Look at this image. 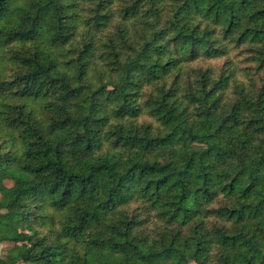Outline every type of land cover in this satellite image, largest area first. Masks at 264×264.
Listing matches in <instances>:
<instances>
[{"label":"trees","instance_id":"obj_1","mask_svg":"<svg viewBox=\"0 0 264 264\" xmlns=\"http://www.w3.org/2000/svg\"><path fill=\"white\" fill-rule=\"evenodd\" d=\"M7 264H264V0H0Z\"/></svg>","mask_w":264,"mask_h":264},{"label":"rangeland","instance_id":"obj_2","mask_svg":"<svg viewBox=\"0 0 264 264\" xmlns=\"http://www.w3.org/2000/svg\"><path fill=\"white\" fill-rule=\"evenodd\" d=\"M10 247H11V245H6V247H1L0 246V264H7L1 258H3L5 256V248L8 249ZM186 264H195V263L193 261H191V260H187Z\"/></svg>","mask_w":264,"mask_h":264}]
</instances>
